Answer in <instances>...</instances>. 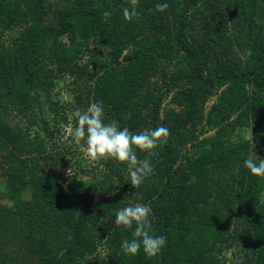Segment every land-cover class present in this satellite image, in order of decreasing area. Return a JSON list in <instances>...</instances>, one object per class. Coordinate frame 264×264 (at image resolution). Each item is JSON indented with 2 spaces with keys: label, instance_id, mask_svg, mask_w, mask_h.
I'll use <instances>...</instances> for the list:
<instances>
[{
  "label": "trees",
  "instance_id": "16d2710c",
  "mask_svg": "<svg viewBox=\"0 0 264 264\" xmlns=\"http://www.w3.org/2000/svg\"><path fill=\"white\" fill-rule=\"evenodd\" d=\"M125 7L0 0V264H264V179L244 166L264 158V0H138L131 22ZM101 102L106 123L171 133L157 155L137 151L154 169L139 189L126 165L84 166L60 139ZM137 203L167 239L153 258L125 254L135 225L114 223Z\"/></svg>",
  "mask_w": 264,
  "mask_h": 264
},
{
  "label": "clouds",
  "instance_id": "9594fccd",
  "mask_svg": "<svg viewBox=\"0 0 264 264\" xmlns=\"http://www.w3.org/2000/svg\"><path fill=\"white\" fill-rule=\"evenodd\" d=\"M131 9L123 8V17L131 22L139 14L136 10L138 0H130ZM169 5L158 3L156 10L164 12ZM105 18L111 13L105 11ZM246 55L251 57V49L246 50ZM103 103H92L86 111H76L73 117L76 125L72 129L74 143L80 147L93 161L115 160L126 165L133 188L139 189L143 182L153 174L154 169L149 159H139L137 151L147 153L149 157L157 155L156 149L166 145L171 136L168 128L158 126L151 130H143L133 133L128 128H121L117 121L105 122ZM244 166L253 176L264 179V158L249 155L244 160ZM71 168L68 169L70 175ZM152 210L149 206L137 203L119 209L115 214V226L126 229H135L131 240H125L122 249L125 254L137 255L143 250L149 258L160 254L166 245L165 236L152 234V223L150 220Z\"/></svg>",
  "mask_w": 264,
  "mask_h": 264
},
{
  "label": "rangeland",
  "instance_id": "374dc122",
  "mask_svg": "<svg viewBox=\"0 0 264 264\" xmlns=\"http://www.w3.org/2000/svg\"><path fill=\"white\" fill-rule=\"evenodd\" d=\"M55 8H53L51 11H50V14H48L50 17H53L54 18V14H55ZM48 16V17H49ZM19 28H21V26H18V27H15L14 28V30L12 31V34H17L18 33V29ZM64 90L63 89H61L60 91H59V93H60V97H61V101H64V103H65V101L67 100V99H69V96H67V94H66V92H63ZM62 93V94H61ZM215 100V96H212V98H210L208 101H207V103H206V105H207V108L209 107V106H211L212 105V103H213V101ZM44 105H46V104H44ZM67 112H68V117H69V119H71V115H72V113L74 112V109L71 107H69V108H67ZM54 125V124H53ZM60 127H61V132H62V134H60V139H62V140H65L66 138H68L69 136H70V134H72V126L69 124V123H64V124H60ZM236 135H237V137H238V135L239 136H241V137H244L245 135H249V134H247V133H239V131L236 133ZM75 147V146H74ZM75 149L77 150V152L78 153H76V152H74V155H73V158L74 159H85V162H84V166H92L93 167V164L94 163H96V161H93L86 153H84V152H82L81 151V149H80V147H78L77 145H76V147H75ZM69 168H71V171H70V175L71 176H69L67 173H68V169ZM76 172V171H75ZM75 172H74V170L72 169V167L71 166H69L67 169H66V172H65V177L68 179V180H70L71 179V177L72 176H74V174H75ZM1 173V172H0ZM77 177H78V179H80L81 181H88L89 180V177L87 176V174H84L83 172L82 173H78L77 175H76ZM3 184H4V176L2 175V174H0V187H2L3 186ZM261 195H262V200L264 201V191H262L261 192ZM98 252H100L102 255H104L105 254V252H106V249H105V247L104 246H102V245H100L99 246V248H98ZM228 257H229V261H231V260H234L236 257L235 256H233L232 255V252H231V250L230 251H227L226 253H225ZM21 262L23 263V264H28V263H30V261H28V260H26V259H24L23 258V254H21Z\"/></svg>",
  "mask_w": 264,
  "mask_h": 264
}]
</instances>
